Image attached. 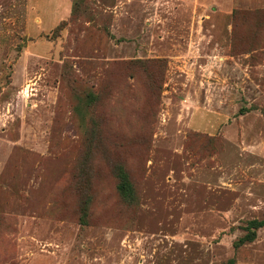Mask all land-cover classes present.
I'll return each instance as SVG.
<instances>
[{"label": "rangeland", "instance_id": "obj_1", "mask_svg": "<svg viewBox=\"0 0 264 264\" xmlns=\"http://www.w3.org/2000/svg\"><path fill=\"white\" fill-rule=\"evenodd\" d=\"M253 220L264 0H0V264H264Z\"/></svg>", "mask_w": 264, "mask_h": 264}, {"label": "trees", "instance_id": "obj_2", "mask_svg": "<svg viewBox=\"0 0 264 264\" xmlns=\"http://www.w3.org/2000/svg\"><path fill=\"white\" fill-rule=\"evenodd\" d=\"M60 25H58L57 28ZM115 171L119 180L117 185L119 195L126 202H134L136 198L135 191L127 172L120 164L115 167ZM262 227H264V220H253L249 222L248 233L240 240V244L254 241L257 236V230Z\"/></svg>", "mask_w": 264, "mask_h": 264}, {"label": "crops", "instance_id": "obj_3", "mask_svg": "<svg viewBox=\"0 0 264 264\" xmlns=\"http://www.w3.org/2000/svg\"><path fill=\"white\" fill-rule=\"evenodd\" d=\"M66 8H68V11H69V9H70V7H69V2L67 3V7H66ZM67 14H68V12H67ZM58 25H59V24H58ZM58 25H57V26H58ZM57 26H56V27H57ZM53 29H54V28H53Z\"/></svg>", "mask_w": 264, "mask_h": 264}]
</instances>
